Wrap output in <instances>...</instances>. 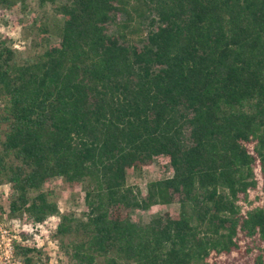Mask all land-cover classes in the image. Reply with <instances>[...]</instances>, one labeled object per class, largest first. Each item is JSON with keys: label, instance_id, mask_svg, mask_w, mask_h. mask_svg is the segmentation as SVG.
Segmentation results:
<instances>
[{"label": "trees", "instance_id": "obj_1", "mask_svg": "<svg viewBox=\"0 0 264 264\" xmlns=\"http://www.w3.org/2000/svg\"><path fill=\"white\" fill-rule=\"evenodd\" d=\"M38 1L58 18L30 17L36 53L0 39V218L58 214V177L85 207L58 214L66 264H264V207L237 203L264 169V0ZM156 160L167 175L126 184ZM28 237L15 264H50Z\"/></svg>", "mask_w": 264, "mask_h": 264}, {"label": "rangeland", "instance_id": "obj_2", "mask_svg": "<svg viewBox=\"0 0 264 264\" xmlns=\"http://www.w3.org/2000/svg\"><path fill=\"white\" fill-rule=\"evenodd\" d=\"M58 1L64 0H56V2ZM31 16L38 17L49 25L58 18L48 1L41 5L38 0H21L20 3H17L10 10H0V39L10 42L14 49L15 57L19 60L31 58L36 53L32 46L36 31L27 27ZM57 40V34L51 29L48 37L49 43L56 44ZM14 43L18 44L17 48L13 47ZM162 162L156 160L138 172L130 168L126 169V184L135 185L143 194L147 181L167 175L165 169L160 166ZM253 170V177L256 181L255 186L247 191L245 198H240L237 202L241 213L256 207H264V169L256 166ZM44 188L53 192L58 214L71 212L74 215H79L85 210L82 192L79 187L69 191L58 177H54L44 184ZM9 192L10 189L7 184L0 186V206H2L3 210H6ZM177 211V203L156 204L147 210H133L130 218L134 221L146 222L155 214L162 212L173 214L177 213ZM58 214L49 216L41 224H32L26 218L10 219L5 215H1L0 264H15L10 251V243L12 240L18 239L20 233L29 236L27 239L28 243L42 249L48 256L50 264H66L67 260L62 254L58 240L54 236V227L58 220ZM249 257L250 253H247L246 258Z\"/></svg>", "mask_w": 264, "mask_h": 264}, {"label": "built area", "instance_id": "obj_3", "mask_svg": "<svg viewBox=\"0 0 264 264\" xmlns=\"http://www.w3.org/2000/svg\"><path fill=\"white\" fill-rule=\"evenodd\" d=\"M13 47H14V48H17V47H18V44H17V43H14V44H13Z\"/></svg>", "mask_w": 264, "mask_h": 264}]
</instances>
